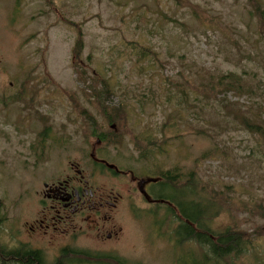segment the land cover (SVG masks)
<instances>
[{
    "label": "rangeland",
    "instance_id": "obj_1",
    "mask_svg": "<svg viewBox=\"0 0 264 264\" xmlns=\"http://www.w3.org/2000/svg\"><path fill=\"white\" fill-rule=\"evenodd\" d=\"M231 73L251 93L209 91ZM243 118L264 132V0H0V246L45 264L64 251L89 261L77 264H194L165 209L127 197L126 173L174 171L214 197L213 230L254 242L235 264H264V134ZM95 127L109 143L94 146ZM92 148L125 173L101 180L123 195L117 243L29 235L42 180Z\"/></svg>",
    "mask_w": 264,
    "mask_h": 264
},
{
    "label": "trees",
    "instance_id": "obj_2",
    "mask_svg": "<svg viewBox=\"0 0 264 264\" xmlns=\"http://www.w3.org/2000/svg\"><path fill=\"white\" fill-rule=\"evenodd\" d=\"M82 49L83 45L79 40L76 42L75 50L81 54ZM139 50L141 56L145 54L140 46ZM93 85L92 92L96 94L97 102L102 106L107 97L103 88H99V83ZM212 85L210 89L207 87L212 93L220 92L224 95L233 92L238 96L251 93L243 80L232 73L219 77L215 83L212 82ZM84 117L87 121H92L87 113ZM114 120L115 118L110 117L107 123H112ZM241 122L250 134L263 136L264 132L261 131L260 125L244 118ZM96 131L98 127L92 129L91 140H97L100 144L109 143L100 131ZM191 175L183 180L174 171L161 173L157 184L153 186L155 190L153 196L161 202V205H156L157 209H165L166 216H170L172 223H176L172 234L177 249L183 253V259L188 258L194 264H235L248 249L254 248V242H251L249 235L238 230L216 231L209 226L210 220L217 214L215 206L217 202L214 197H204L200 183L194 175ZM0 259L2 264H45L39 252L25 249L7 250L1 246ZM71 260L68 251H64L56 264L89 263V261Z\"/></svg>",
    "mask_w": 264,
    "mask_h": 264
},
{
    "label": "flooded vegetation",
    "instance_id": "obj_3",
    "mask_svg": "<svg viewBox=\"0 0 264 264\" xmlns=\"http://www.w3.org/2000/svg\"><path fill=\"white\" fill-rule=\"evenodd\" d=\"M99 146V141H94ZM94 148L88 161L70 159L62 166L55 168L53 173L44 178L35 192L39 211L37 217L28 227L29 235L44 237L70 235L86 236L97 245L117 243L120 235L118 218L122 210L123 195L113 192L108 184L119 176L125 175L111 165L93 157ZM135 188L127 190L129 199L139 197L150 206L161 205L155 199L153 191L156 180L142 178L135 181ZM153 180L154 182L145 183ZM131 186V184H129ZM155 191V190H154ZM137 197L134 198V195ZM32 236V237H33Z\"/></svg>",
    "mask_w": 264,
    "mask_h": 264
},
{
    "label": "water",
    "instance_id": "obj_4",
    "mask_svg": "<svg viewBox=\"0 0 264 264\" xmlns=\"http://www.w3.org/2000/svg\"><path fill=\"white\" fill-rule=\"evenodd\" d=\"M149 182H154L153 180H149Z\"/></svg>",
    "mask_w": 264,
    "mask_h": 264
}]
</instances>
